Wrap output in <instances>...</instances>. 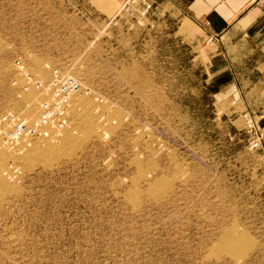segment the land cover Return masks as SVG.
I'll list each match as a JSON object with an SVG mask.
<instances>
[{"label": "rangeland", "instance_id": "1", "mask_svg": "<svg viewBox=\"0 0 264 264\" xmlns=\"http://www.w3.org/2000/svg\"><path fill=\"white\" fill-rule=\"evenodd\" d=\"M81 3L0 0V119L35 124L55 71L82 86L29 147L7 149L0 120V264H264V106L217 91L204 45L151 2ZM70 111L98 122L88 137Z\"/></svg>", "mask_w": 264, "mask_h": 264}, {"label": "crops", "instance_id": "2", "mask_svg": "<svg viewBox=\"0 0 264 264\" xmlns=\"http://www.w3.org/2000/svg\"><path fill=\"white\" fill-rule=\"evenodd\" d=\"M124 1L82 0L77 7L91 16L99 9L113 11ZM149 1L154 23L185 24L193 31L191 43L204 45L208 75L217 91H241L247 107L264 106V0Z\"/></svg>", "mask_w": 264, "mask_h": 264}, {"label": "built area", "instance_id": "3", "mask_svg": "<svg viewBox=\"0 0 264 264\" xmlns=\"http://www.w3.org/2000/svg\"><path fill=\"white\" fill-rule=\"evenodd\" d=\"M146 11L151 10L152 4L143 0ZM31 82L33 79L25 74ZM39 89L42 85L35 84ZM82 89L81 83L69 76H61L57 71L53 73V79L44 88V92L51 94L50 103L44 105L35 124L30 125L17 115L7 114L2 117L4 127V138L11 144L28 143L39 139L50 127H62L67 119L68 108L71 98Z\"/></svg>", "mask_w": 264, "mask_h": 264}, {"label": "bare ground", "instance_id": "4", "mask_svg": "<svg viewBox=\"0 0 264 264\" xmlns=\"http://www.w3.org/2000/svg\"><path fill=\"white\" fill-rule=\"evenodd\" d=\"M83 92V91H82ZM47 93V92H46ZM80 93V92H79ZM78 93V94H79ZM50 94V93H49ZM48 93L46 94L47 96H46V99H51V94L49 95ZM26 95V94H25ZM24 95V96H25ZM77 95V94H76ZM28 96V95H27ZM26 96V97H27ZM75 96V95H74ZM73 96V97H74ZM80 98V97H79ZM80 100V99H79ZM26 101V100H25ZM72 102H71V105H74V104H76L77 103V98H72V100H71ZM38 102H40V101H38ZM29 103V102H28ZM49 103V101L47 102V104ZM42 105V106H41ZM43 105L44 104H42L41 102L40 103H36V104H34V105H32L33 107H31L30 108V112L32 113V115H35L36 113H37V110L39 109H41L40 107H43ZM71 107H73V106H71ZM70 107V108H71ZM76 109V108H75ZM71 112V111H70ZM89 112V111H88ZM80 113V112H79ZM91 113V112H90ZM18 117H20V116H18ZM93 117V116H92ZM20 118H22V117H20ZM22 119H24V118H22ZM0 120H2V118L0 119ZM25 120V119H24ZM67 120V119H66ZM27 123H28V121L27 120H25ZM97 122V121H96ZM94 120H92V118H91V115L89 114V113H85L83 116H79L76 112H74V111H72L71 112V124L73 125V127H76V128H78L79 130H80V133L84 136V137H88L86 134H88V133H90L91 134V132H90V129H91V127L93 126L94 127V125H96L95 123H96ZM98 123V122H97ZM54 127V126H53ZM63 127H64V125L62 126V127H54V128H56V130H60V129H63ZM52 127H50V128H48L47 129V131H46V133L45 134H43V136H45V137H48L51 133H53L54 132V130H53V132H52ZM78 131V130H77ZM92 131V130H91ZM58 133V132H57ZM81 135V136H82ZM89 135V134H88ZM0 136H1V131H0ZM51 136V135H50ZM83 137V138H84ZM43 138V137H42ZM52 138V137H51ZM82 137H81V139H83ZM3 139H4V144L3 145H5V147L7 148V149H9V150H12V151H14L15 150V145H17V144H11V143H9V142H6L5 141V138H4V127H3ZM57 139V138H56ZM62 139H63V142H64V144H65V146L66 147H69V146H71V144L74 142L73 141V138L68 134V133H64V135L62 136ZM0 141H1V143H2V140L0 139ZM19 144V143H18ZM20 144H22V145H26V147H29V145H30V143H28V145H27V142L26 143H20ZM77 144V143H76ZM46 146V145H45ZM42 147V146H41ZM40 146H36V147H34V149L33 150H30V152H28L31 156H35V155H43L42 157L44 158V156L46 157H53V156H56V153H57V150L55 151L53 148H47L48 147V145L46 146V148L45 149H42ZM66 147H64V148H66ZM70 148H73V147H70ZM29 151V150H28ZM67 152V151H66ZM25 153V152H24ZM70 153V152H69ZM26 155V154H25ZM36 158V157H35ZM42 158V159H43ZM31 159V158H30ZM53 159V158H52ZM4 162V161H3ZM51 162V161H50ZM2 179V178H1ZM3 180V179H2ZM5 191H7V187H6V184H4V181L2 182L1 180H0V193H4Z\"/></svg>", "mask_w": 264, "mask_h": 264}]
</instances>
